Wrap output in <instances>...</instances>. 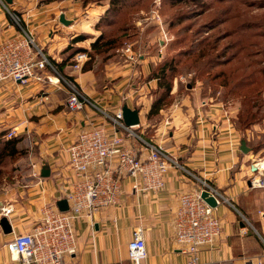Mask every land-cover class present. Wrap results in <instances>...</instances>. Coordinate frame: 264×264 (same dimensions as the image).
I'll return each instance as SVG.
<instances>
[{
  "label": "crops",
  "instance_id": "crops-1",
  "mask_svg": "<svg viewBox=\"0 0 264 264\" xmlns=\"http://www.w3.org/2000/svg\"><path fill=\"white\" fill-rule=\"evenodd\" d=\"M71 2L75 0H0V39L18 31L5 5L20 18L35 45L55 62L65 59L76 47L89 49L93 38L72 43L82 32L74 23H58L60 13L72 19L69 10L78 1ZM63 7L67 10H60ZM69 45L72 48L64 52ZM73 58L68 59L63 73L99 108L111 113L123 104L138 109L141 123L136 131L162 144L187 170L210 182L227 199H221L214 210L220 233L212 245L200 250L198 264H264V189L249 183L252 163L259 152L253 153L248 145L250 153L240 151L245 131L237 127L233 114L212 98L184 94L154 118H147L152 95L134 100L130 90L121 101L118 89L122 82L114 88L107 84L106 77L113 78L115 71L106 72L101 81L92 69L82 72L72 68ZM123 72L126 70L116 73ZM62 86L45 81L0 83V133L15 128V136H25L20 145L27 148L32 170L40 172L43 166L50 169L47 177L29 174L26 181L17 180L16 186L0 193V209H11L6 218L12 229L4 233L0 227V264H20L11 259L7 242L19 233L32 231L41 223L43 207L64 198L62 190L68 187L71 177L67 148L78 133L103 123L111 129L98 110L86 107L70 112L65 105L68 94ZM32 142L38 145L35 149L29 147ZM133 180L126 177L122 181L120 206L98 213L93 230L87 218L75 223L76 251L64 264H131L127 243L136 226L142 230L147 250L141 264H188V256L175 242L172 220L179 195L199 188L198 180L182 169L169 168L164 186L155 193L134 190Z\"/></svg>",
  "mask_w": 264,
  "mask_h": 264
},
{
  "label": "rangeland",
  "instance_id": "rangeland-1",
  "mask_svg": "<svg viewBox=\"0 0 264 264\" xmlns=\"http://www.w3.org/2000/svg\"><path fill=\"white\" fill-rule=\"evenodd\" d=\"M76 1L78 5L69 10L70 20L79 34H87L85 41L103 33V42L118 37L124 27L127 30L122 39H115V45L95 52L91 68L101 81L106 72L115 71L113 78L106 77L107 84L114 88L122 82L118 89L121 101L130 90L134 100L141 95L154 99L157 80L151 78L152 72L173 58L177 72L168 100L184 94L212 98L233 114L239 129L243 125L240 114L255 112L259 119L246 125L243 138L253 153L259 152L256 158L264 156V84L246 88V74L257 77V69L264 66V0H126V6L119 8L110 0L85 7L82 0L71 3ZM122 69L126 72L116 73ZM236 82L241 84L234 87ZM253 89L258 92L248 94ZM9 130L0 133V140ZM26 151L1 163L0 193L32 173Z\"/></svg>",
  "mask_w": 264,
  "mask_h": 264
},
{
  "label": "built area",
  "instance_id": "built-area-1",
  "mask_svg": "<svg viewBox=\"0 0 264 264\" xmlns=\"http://www.w3.org/2000/svg\"><path fill=\"white\" fill-rule=\"evenodd\" d=\"M3 7L18 31L0 39V83L45 81L56 87L63 85L68 94L65 105L70 112L84 111L86 107L98 110L111 128L103 123L78 133L67 148L71 177L68 187L62 191L68 209L61 211L56 204L43 207L38 226L30 232L15 235L7 242L11 259L20 264H64L65 259L76 251L75 223L87 218L93 230V219L98 213L119 207L122 181L126 177L134 179V190L155 193L164 186L168 169L174 168L184 170L200 185L179 195L172 220L178 248L188 256V264H198L200 250L212 245L220 233V221L214 215L216 207L209 206L201 199L200 193L208 190L216 197L217 204L221 199L228 202L227 199L210 182L187 170L162 144L142 137L136 131L141 122L135 126L125 125L121 108L113 113L99 108L75 83L60 75L47 55L35 45L31 34L23 28L20 18L5 5ZM73 60L72 68L80 70L87 55L78 53ZM15 135V128H12L6 138ZM252 166L250 185L264 189V156L254 161ZM31 176L39 178L40 172L32 171ZM10 211V208L2 207L0 218L8 216ZM146 255L142 230L136 226L127 243V258L131 264H141Z\"/></svg>",
  "mask_w": 264,
  "mask_h": 264
},
{
  "label": "trees",
  "instance_id": "trees-1",
  "mask_svg": "<svg viewBox=\"0 0 264 264\" xmlns=\"http://www.w3.org/2000/svg\"><path fill=\"white\" fill-rule=\"evenodd\" d=\"M61 1V0H58ZM103 0H82V5L85 7L88 3L91 2H95L96 4L101 3ZM109 1V0H107ZM172 3H176L179 0H169ZM110 3L112 5H118V8L121 6H126L124 5L126 3V0H110ZM126 28L124 27L122 32L120 34H117L118 37H111L108 38V40H105L103 42L102 38H103V33H100L98 36L96 37H90L93 38V41L90 43L89 49L87 48H83V47H76L71 53L68 54V56H66L65 59H63L60 62H55L53 59H51L50 57H48L51 61V63L54 65L55 69L58 71V73L60 75H62L63 77H65L67 80L72 81V79L65 75L63 73V68L66 66L68 59L72 56H75L78 53H85L87 55V60L85 61V63L82 66V72L91 70L92 68V64H93V58L95 56V52H100L101 50H103L104 48H108L109 45H112V43L114 44L116 41L115 39H122L125 36V32H127V30H125ZM264 32V31H263ZM262 32V33H263ZM87 34H79L77 36H75L72 39V43H76V42H81L87 39ZM89 38V39H90ZM119 43V42H118ZM121 44V43H120ZM119 44V45H120ZM115 45V44H114ZM118 45V46H119ZM254 46V44H248L247 47H252ZM72 48L71 45H69L64 52H67L68 50H70ZM44 53V51H43ZM45 54V53H44ZM71 64H73L71 62ZM257 77L254 76L251 73L246 74V88H251V87H257L263 83L264 84V66L261 67V69H257ZM177 72L176 69V62L173 58H171L169 61L164 62L163 64H161V66L156 67V70L152 72V77L157 80L156 83V90L153 91V93L156 95L155 98L153 99L151 106L149 108V111L146 114L147 118H154L155 116H157L160 112L161 109L168 107L173 100H168L172 90V78L174 76V74ZM63 73V74H62ZM258 78V79H257ZM152 79V80H154ZM241 82H236L233 86H237L240 85ZM232 86V87H233ZM258 90H251L249 91L248 94H255L257 93ZM240 118V122L242 125V127L240 128L241 131H245L246 125H252V120H256V115L255 112L251 113L250 115H246V112H242L239 116ZM248 118H251L250 121H247ZM259 119V118H258ZM257 119V120H258ZM251 122V123H250ZM1 136L3 137V139L0 140V165L1 163L4 162V160L6 158H16V156L18 155V157H20L21 155H23L24 151H26L23 146L20 145V142L22 141V137L21 136H13L11 138H6V134L2 133ZM27 152V151H26ZM26 155V154H25ZM4 172L0 170V176H3Z\"/></svg>",
  "mask_w": 264,
  "mask_h": 264
},
{
  "label": "water",
  "instance_id": "water-1",
  "mask_svg": "<svg viewBox=\"0 0 264 264\" xmlns=\"http://www.w3.org/2000/svg\"><path fill=\"white\" fill-rule=\"evenodd\" d=\"M7 2H10V0H5ZM72 20H68L65 18L64 13H60L59 15V22L62 23L64 26H68L71 24ZM121 112H122V120L127 126H135L139 124L140 119H139V113L138 109L136 108H130L126 104H123L121 107ZM240 151L242 153H247L249 151V147L246 145V141L242 139L240 141ZM252 169L254 167L252 166ZM50 174V169L48 166H43L40 170V176L41 177H47ZM201 199H203L209 206L215 208L217 207V199L216 197L209 192L208 190H202L200 193ZM57 207L61 211H65L68 209V204L67 200L65 198L59 199L56 202ZM0 227L2 228L4 233H9L12 231L11 226L9 224V221L5 216H2L0 218Z\"/></svg>",
  "mask_w": 264,
  "mask_h": 264
}]
</instances>
